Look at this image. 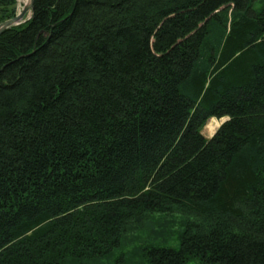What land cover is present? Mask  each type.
<instances>
[{
  "label": "trees",
  "instance_id": "trees-1",
  "mask_svg": "<svg viewBox=\"0 0 264 264\" xmlns=\"http://www.w3.org/2000/svg\"><path fill=\"white\" fill-rule=\"evenodd\" d=\"M195 259L264 264V0H34L0 37V264Z\"/></svg>",
  "mask_w": 264,
  "mask_h": 264
},
{
  "label": "rangeland",
  "instance_id": "rangeland-1",
  "mask_svg": "<svg viewBox=\"0 0 264 264\" xmlns=\"http://www.w3.org/2000/svg\"><path fill=\"white\" fill-rule=\"evenodd\" d=\"M17 1H18V6H17V8H18L17 9V14H18V13H20V11H22V9L24 8L25 4L22 3V7L20 8L21 2L19 0H17ZM28 17H30V13H29V16ZM214 119L217 120V121H219L220 127L226 121H228V118H223V119H216V118H214ZM210 123H211V120L203 128V135L205 136L206 139H210V138L213 137V136L210 135V132L207 129V127H208V125ZM163 219L169 221V223H170V226H168V230H172V229L174 230V228L177 227L176 225L177 224L179 225V221H180L181 218L178 215V216H164ZM145 225L146 226H151V225H149L147 223H145ZM157 232L158 233L155 236H152V238H149L146 233L145 234L140 233V234H138V236H136V234H133V236H132L133 239H130L128 241L129 245H126L125 246L126 251H132V250H134L135 247L141 246V244H143V245L144 244L145 245L148 244L149 245V244H152L153 243V245L167 246V244H164V243H168V245L171 246V247H177L178 246V241H175V238H173V236L171 234H169L166 231H159V230H157ZM152 233L154 234L155 233V230L152 231ZM163 238L165 239V241L163 240ZM146 239L149 240L150 243H144L146 241ZM188 264H204V263H202L201 261L195 259V260H192L191 262H189Z\"/></svg>",
  "mask_w": 264,
  "mask_h": 264
},
{
  "label": "water",
  "instance_id": "water-1",
  "mask_svg": "<svg viewBox=\"0 0 264 264\" xmlns=\"http://www.w3.org/2000/svg\"><path fill=\"white\" fill-rule=\"evenodd\" d=\"M34 9V0H29V3L25 4L24 8L20 13L17 14L16 17L9 19L0 24V37L9 29L19 26L23 22L26 21L29 13H31ZM30 18V17H29Z\"/></svg>",
  "mask_w": 264,
  "mask_h": 264
},
{
  "label": "bare ground",
  "instance_id": "bare-ground-1",
  "mask_svg": "<svg viewBox=\"0 0 264 264\" xmlns=\"http://www.w3.org/2000/svg\"><path fill=\"white\" fill-rule=\"evenodd\" d=\"M19 1L21 2L20 8L22 7V3H24V4L29 3V0H19ZM219 128H220V123H219V121H217L215 119L211 120V123L207 127L211 136H214Z\"/></svg>",
  "mask_w": 264,
  "mask_h": 264
}]
</instances>
